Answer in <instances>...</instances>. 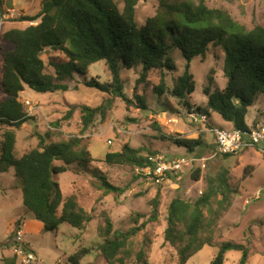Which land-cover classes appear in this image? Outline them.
I'll return each instance as SVG.
<instances>
[{
	"label": "trees",
	"instance_id": "16d2710c",
	"mask_svg": "<svg viewBox=\"0 0 264 264\" xmlns=\"http://www.w3.org/2000/svg\"><path fill=\"white\" fill-rule=\"evenodd\" d=\"M3 1L0 0V25L4 16ZM156 1V14L140 24L136 14L138 0H123L122 10L116 0H41L36 15L20 16L16 20L36 25L14 28L3 35L4 41L13 44L14 49L2 54L1 90L6 97L0 100V124L11 129L3 132L0 158L15 169L24 207L47 231H56L64 224L83 230L92 221V215L79 204L75 195L64 196L55 178L66 173L72 165L86 167L95 160L82 145V138L75 136L48 143V133L39 136L38 147L21 157L15 155L16 132L28 121L20 99L26 87L41 94L67 93L72 88L71 81L79 77L87 88L121 97L132 104L123 91L122 71L140 68L139 81L142 83L146 82L150 72L160 73V84L155 90L162 96L168 90L164 73L176 69L174 53L178 52L186 65L171 95L200 116L209 117L216 113L232 123L233 129L251 130L247 116L259 97L264 96V26L249 30L227 11L210 8L206 0ZM210 49H219L224 56L223 71L227 84L223 89L214 87L213 77L210 78L208 86L203 88L207 103L193 109L187 100L195 90L191 62L195 58L206 59ZM46 52H51L49 66L53 73L47 71L48 66L42 57ZM98 62L106 64L112 76L111 83L87 79L90 67ZM143 97L134 96L138 107L145 110L147 102ZM68 108L63 120L69 121L80 109L81 132L89 130L98 117L104 119L108 110L103 105L94 108L69 104ZM59 124L60 121L55 123ZM154 127L158 132L157 139L172 142L187 153L195 154L197 161L213 150L203 135L190 139L166 133L158 124ZM146 152L148 154L144 155ZM146 152L124 145L121 151L108 153L105 162L131 168L144 167L149 165L147 156L158 153ZM56 162H62V165H56ZM200 172L197 169L192 178L198 181ZM247 173L248 168L245 169ZM97 177L102 180L105 193L119 195L124 192L105 178ZM178 177L171 176L169 182ZM232 193L229 171L223 169L206 178L205 189L193 201L177 195L170 202L165 241L176 249L178 264H187L205 246L218 248L210 264H224L230 251L241 253L238 264H249L251 251L248 245L232 241L214 243L221 212L232 206ZM159 205L158 193L151 202L153 210L148 221L158 219ZM138 221L134 220V223L138 224ZM145 225V222L141 226L134 225L124 232L115 230L112 218L103 212L98 225L103 242L98 251L106 263L150 264L146 245L135 248V238ZM20 226L18 221L17 228ZM11 246V243L4 244L6 248ZM90 253V249L83 248L70 257V262L79 264L81 258ZM17 261L18 257L13 254L4 260V264H17Z\"/></svg>",
	"mask_w": 264,
	"mask_h": 264
},
{
	"label": "rangeland",
	"instance_id": "374dc122",
	"mask_svg": "<svg viewBox=\"0 0 264 264\" xmlns=\"http://www.w3.org/2000/svg\"><path fill=\"white\" fill-rule=\"evenodd\" d=\"M116 1L122 10L123 0ZM206 4L210 8L227 11L234 20L249 30L256 26H264V0H206ZM5 5L33 16L40 10L36 0H7ZM157 8L156 0H138L136 10L138 22L144 24L148 18L156 14ZM6 13L10 14V11ZM16 24V27L21 29L33 25L30 22L21 23V26ZM8 27V24L2 25L3 30ZM13 49L14 45L5 42L2 36L0 100L6 97L1 90L2 54ZM50 53L46 52L42 57L48 66L47 71L53 73L49 66V58L52 57ZM174 62L176 69L164 73L168 90L162 96L155 90L160 84V73L150 72L146 82L142 83L139 81L140 68L124 69L121 75L123 91L127 98L132 100V104H128L121 97L87 88L79 77L71 81L72 88L67 93L41 94L26 87L20 99L27 111L28 121L16 132L15 155L21 157L38 147L39 136H45L47 133L48 143L75 136L82 138V145L90 151L95 161L86 167L72 165L66 173L59 174L55 179L60 184L64 196L75 195L79 204L92 215L93 219L83 230L64 224L56 231H47L33 213L24 207L15 169L0 158V239H3L8 231L11 236L17 229L22 230L23 242L31 248L36 257L31 264H72L70 257L83 248L90 249L91 253L82 257L79 264H107L98 251L99 244L103 242L98 234V225L101 222V214L106 212L113 220L114 229L122 232L134 225L141 226L145 222V227L135 238V248L139 249L146 245L150 264H178L176 249L165 241L167 208L170 202L177 195L193 201L202 194L208 176L227 169L233 190L230 198L232 206L226 212H221L214 243L219 245L232 241L248 245L251 251L249 264H264V141L253 148L227 155L228 157L219 154L210 129L217 127L231 130L232 123L224 121L216 113H212L204 120L198 113L189 110L182 100L171 95V90L176 80L182 76L186 65V61L178 52L174 53ZM223 68L224 56L219 49H210L206 59L195 58L191 62L190 71L195 81V90L187 100L193 109L197 106L203 107L207 103L203 88L208 86L210 78L213 77L214 87L223 89L226 86L227 79ZM87 79H94L100 83L112 82L111 73L104 62L92 65ZM136 95L144 96L147 109L138 107V102L134 98ZM69 104L88 105L94 108L103 105L108 110L104 119L98 117L89 130L81 132L80 109L74 112L69 121L63 120L69 110ZM58 121L60 124L55 125ZM247 121L251 128L264 126V96L259 97L254 107L250 109ZM155 124L166 133L185 138L197 139L203 135L204 141L212 145L213 150L198 159V162L177 180L168 181L160 186L153 184L144 176L136 175V167L106 164V155L121 151L124 145L140 148L145 152L156 151L167 157L190 159L195 156L187 153L184 148H178L172 142L157 139ZM7 129L11 128L0 124V149L3 132ZM147 154L146 152L144 155ZM56 165H62V162H56ZM197 169L201 170L198 181L192 178ZM97 176L105 178L109 184L124 192L119 195L105 193L102 180ZM158 193L160 194L158 219L148 221L153 210L151 202ZM134 220H139L138 224H135ZM18 221L20 228H17ZM217 251L216 246H205L187 264H210ZM12 255V250L1 254L0 264H4V260ZM240 258V252L230 251L226 254L224 264H238ZM17 264L26 263L18 257Z\"/></svg>",
	"mask_w": 264,
	"mask_h": 264
},
{
	"label": "built area",
	"instance_id": "2783aa9c",
	"mask_svg": "<svg viewBox=\"0 0 264 264\" xmlns=\"http://www.w3.org/2000/svg\"><path fill=\"white\" fill-rule=\"evenodd\" d=\"M10 14H12V11H10ZM1 38L2 34L0 30V39ZM201 118L206 120L205 116ZM210 132L215 138L217 151L221 155H234L249 148H253L264 141V126L261 125L251 128L250 131L237 129L224 130L213 127L210 129ZM109 143L111 144V142ZM147 157L149 165L136 167L135 173H137L136 175L138 176H144L157 186L167 183L171 176H180L188 168H192L197 161L194 157L190 159L186 157H167L161 153L148 155ZM23 234L22 230L17 229L11 236L8 235L7 243H11L12 246L6 248L4 244L7 243H3V246H0V255L6 251L12 250L13 254L17 257H21L26 264L33 263L36 259L35 254L31 248L23 242Z\"/></svg>",
	"mask_w": 264,
	"mask_h": 264
},
{
	"label": "crops",
	"instance_id": "0c3cea01",
	"mask_svg": "<svg viewBox=\"0 0 264 264\" xmlns=\"http://www.w3.org/2000/svg\"><path fill=\"white\" fill-rule=\"evenodd\" d=\"M6 1L7 0H4L3 1V10H4V16H3V21H2V24L1 25H4V24H8L9 25V27L8 28H6L5 30H3L2 29V26H1V30H3L2 32H1V34H2V36L4 35V33L5 32H7L8 30H11V29H14V28H18V29H21V28H19V27H16L17 26V24L16 23H18V24H20V26H21V23H25V22H17V21H15L14 19L15 18H19L20 16H33V14H27V13H24L23 11H21V10H19V11H17L16 9H14V8H11V7H6V5H5V3H6ZM37 1V7L39 8L40 7V4H41V0L39 1V0H36ZM27 10V9H26ZM7 11H12V14H8V13H6ZM8 19H11V20H8ZM14 20V21H13ZM33 25L35 24L36 25V23H32ZM28 27V26H27ZM26 27V28H27ZM22 29H24V28H22ZM248 122V121H247ZM248 125H249V123H248ZM234 127H233V124H232V129H233ZM24 227H25V223H24V225H23ZM9 231L6 233V235H4L3 236V239H0V244H3V243H5V241H7V237H8V235H9Z\"/></svg>",
	"mask_w": 264,
	"mask_h": 264
}]
</instances>
